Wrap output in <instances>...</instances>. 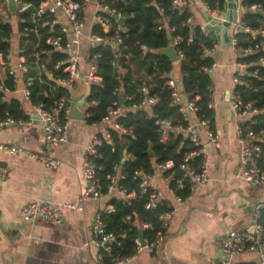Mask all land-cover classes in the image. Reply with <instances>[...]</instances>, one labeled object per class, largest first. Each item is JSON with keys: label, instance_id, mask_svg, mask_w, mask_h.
<instances>
[{"label": "trees", "instance_id": "trees-1", "mask_svg": "<svg viewBox=\"0 0 264 264\" xmlns=\"http://www.w3.org/2000/svg\"><path fill=\"white\" fill-rule=\"evenodd\" d=\"M80 1V0H78ZM209 7L222 9L225 0H203ZM20 4H30L28 9L15 12L18 15V54L22 55L26 71L22 78L26 83L30 80L31 106L42 104L45 109L53 108L62 98H70L71 92L60 85L57 80L63 79L67 73L54 69L57 62L64 60L66 54L51 50L45 39L49 35L47 27L32 22L31 11L40 0H19ZM109 8L115 9L122 17H129L118 31L122 42L111 45V41L89 47L90 54H96L95 63L99 76L98 82L90 83V94L86 122L99 123L107 115L113 101H119V93L124 96L125 107L138 103L145 96L154 97L156 102L149 111L136 109L127 111L118 122L129 130L123 134L115 129H109L110 142L102 138V144L97 148L93 160L99 167L100 181L104 187L108 183L107 175L114 173V167L120 166L124 178L119 184L134 190L135 197L130 204L112 197L108 204L113 210L103 212V219L107 222V229L120 238L119 245L113 244L111 253L103 252L99 264H111L112 257L123 258L129 256L134 249V238L137 236L153 237L161 222L159 214L163 210L158 206L155 209H146L147 193L142 194L138 188V179L135 172L152 174L156 163L172 160L177 166L182 162L186 153L195 147L182 133L170 131L168 139L161 141L157 119L169 117L172 124L181 119L176 106L171 105V88L168 80L173 75V64L166 54L160 52L173 40H176L175 50L181 54L178 66V83L183 93V99L195 100L196 116L210 119V128H213L214 109L208 107L212 101L211 75L204 71L214 58L204 50H212L213 40L210 35L201 31L200 25L187 24L191 16L189 9L183 5L169 9L171 0H104ZM6 0H0V8ZM242 4L249 6L259 5V10L248 11L242 21L254 30L264 31V0H242ZM9 12V11H7ZM111 23V29L104 33L99 26H93L92 31L102 35H112L118 25L108 14H105ZM167 17V19L165 18ZM9 17L0 14V56L5 57L12 48L11 34L13 33ZM160 23L162 24L159 28ZM37 29V31H36ZM171 35V40L168 39ZM236 48L253 47L260 44L259 49L238 60L251 63L248 75L242 77L236 84L240 100L250 104L251 109L264 111V34H259L256 40H251L247 33L236 34ZM9 66L5 67L6 79L4 89H15L14 76L8 74ZM51 72V73H49ZM143 88L145 89L143 91ZM130 96L131 98H125ZM3 90H0V117L9 115L15 119H27L28 115L20 108L18 99L5 100ZM95 101V104H91ZM152 113V116L150 113ZM67 120V119H64ZM181 122V121H179ZM182 123V122H181ZM249 129L255 133L264 130V113H256L246 122ZM246 129H244V133ZM262 146L258 165L264 170V145ZM150 152L152 154H150ZM128 156L125 158V156ZM199 156H195L191 163L197 165ZM174 188V184H170ZM175 194L182 198L188 195L187 189H174ZM132 211L136 213L130 221H123V217ZM150 221L153 230H141L136 220ZM261 222L264 227V209L261 213Z\"/></svg>", "mask_w": 264, "mask_h": 264}, {"label": "crops", "instance_id": "crops-1", "mask_svg": "<svg viewBox=\"0 0 264 264\" xmlns=\"http://www.w3.org/2000/svg\"><path fill=\"white\" fill-rule=\"evenodd\" d=\"M180 1L191 12V23L207 26L210 37L216 42L210 53L216 63L211 74L212 133L216 142L213 143L205 131L200 132L208 157L207 180L189 197L178 200L167 184L157 178L163 196L174 208L169 227L158 247H145L134 259L120 264H207L213 258H220L221 237L230 230L249 229L252 206L261 192L259 186L236 176L243 143L236 131L238 117L230 106L231 75L238 58L230 43L231 19H238L247 10L242 0H225L222 13L228 23H222L211 19L199 0ZM3 9L8 11L0 8ZM95 10L92 1L84 14L85 34L91 29ZM16 30L11 34L13 54L10 65L17 68V79L14 90H3V98L18 99L22 103L25 82L20 67L24 58L18 54V26ZM86 44L84 38L82 51ZM85 64L83 58L78 60V68L82 71ZM178 66L179 62L173 63L175 76ZM5 79L4 66L0 64L1 86ZM77 83L85 89L84 79ZM23 111L30 116L34 107L24 103ZM33 116L31 125L0 129V144L21 149L17 154L0 149V168L8 169V174L0 181V264H99L97 250L89 240L92 217L102 209L100 199L85 201L81 210H67L61 223L39 218L24 220L20 210L32 200L58 204L75 202L84 189L81 177L83 147L94 134L105 130L108 123L102 120L89 124L86 120L67 119V141L53 149V155L61 164L48 169L34 157L41 150L43 133L41 119ZM256 259L255 252L236 257L241 263H253Z\"/></svg>", "mask_w": 264, "mask_h": 264}, {"label": "built area", "instance_id": "built-area-1", "mask_svg": "<svg viewBox=\"0 0 264 264\" xmlns=\"http://www.w3.org/2000/svg\"><path fill=\"white\" fill-rule=\"evenodd\" d=\"M92 1L94 2L96 10L93 16L91 29L85 34L84 14L90 7ZM199 1L211 19L220 22L226 21L222 9L211 8L203 0ZM15 2L17 5L15 12L24 11L28 9L30 5L20 4L19 0H15ZM180 5H182L180 0H171L169 9L176 8ZM243 6L244 9L247 10L246 12L259 10V5L257 4ZM105 14L110 15L112 18L114 15L116 18L122 17V15H120L115 9L109 8L108 5L104 3V0H40L38 6L31 11L32 22L35 25L40 23L41 26L47 27L48 29L49 35L45 39L46 44L51 46V50L60 51L66 54V58L57 62L54 69L61 68L62 71L67 73L65 78L59 79L57 82L63 87H66L70 92H72L77 82L82 79H87L89 85L91 82H98L100 80L97 65L95 63L97 55L90 54L88 52L89 47L108 41H111L114 45H119L122 42L118 33L121 29V25L116 18L113 19L118 25L112 35H102L92 31L93 26H99L104 33L110 31L111 23L106 17H104ZM242 17L243 15L238 19L236 18L234 21H231L233 32L230 36V43L237 51L238 58L256 51L259 49L260 44L256 43L253 47L238 49L235 47L237 44V33H247L251 40H256L259 34H264L263 30L251 29L242 21ZM165 18L167 19V17ZM191 21L192 16H189L186 23L189 24ZM161 25L162 24L160 23L159 28ZM200 28L204 34L209 35L207 26H200ZM84 38L87 41V44L85 50L82 51ZM212 40L214 48L216 42L214 39ZM175 43L176 40L171 42L173 46H175ZM211 52L212 50H204V53L206 54H210ZM12 54L11 48L5 57L0 56V64L4 66V70L7 65L9 66L8 74L14 76V81L16 82L17 68L10 65ZM177 55L179 57L177 62H179L181 54L177 53ZM80 58H83L86 63L84 71L79 69L77 65ZM238 58L234 64V71L231 75L233 89L230 93V106L234 111L235 116L238 117L236 131L240 141L243 143L240 165L236 176L244 179L252 185L259 186L261 192L259 198L252 206L249 229L228 231L221 237V257L218 259L213 258L207 264H264V227L261 222V213L264 209V170L258 165L262 150L261 145H264V130L255 133L249 129V124L246 123L251 120V117L254 114L264 113V111L251 109L250 104H245L240 100L239 95L235 90V86L240 82V79L249 74L247 69L252 65L251 63L238 60ZM173 63L174 62H172V64ZM215 67L216 63L213 62L209 67H205L204 71L211 75ZM20 69L26 71V66L21 64ZM177 81L178 75H172L167 83L171 88V105L178 108L181 119L176 120V124H172L171 118L165 117L157 119L155 123L158 126L161 141H166L169 132L173 130L182 133L186 139H189L195 148L186 153L182 162L177 166L174 165L172 160H167L165 162L156 163L152 174L148 175L139 171L135 172V178L138 179L140 193H147L145 208L155 209L158 206L163 208L159 214L161 222L159 224V229L154 232L153 237L137 236L134 238L133 252L129 256L123 258L112 257L110 261L111 264H120L124 261L134 259L143 248H156L160 245L161 240L169 227L174 208L169 200L163 196L162 191L158 186L157 178H160L161 181L167 184L178 200L184 198L175 194L174 189H187V197H189L207 180L206 165L208 157L203 150V142L200 137V132L202 130L205 131L210 140L215 143L216 139L210 128L211 121L209 118H200L196 116L195 112L197 111V107L195 105V100H197L199 96L195 95L193 100H184L181 94L180 85ZM29 85L30 80H27L25 87L22 89L23 104H31L30 91L28 89ZM0 90L7 89H4V87L0 85ZM144 90L145 89L143 88V91ZM125 98L130 99L131 97L126 96ZM70 100L71 97L68 99L62 98L51 109H45L42 104L33 106V114L28 116L25 120L15 119L9 115L0 117V129L11 125H31L35 119L33 115H37L42 121L43 135L41 150L36 153L34 157L40 161L44 167L48 169L56 168L61 164V161L53 155V149L67 141V120L64 119H68L67 113ZM155 102L156 99L150 96H145L138 103H134L130 107H125L119 101H113L111 107L108 109L107 115L102 119L108 123L107 127L102 132L94 134L83 147L81 177L84 182V189L76 201L73 203L58 204L51 201L32 200L21 208V217L24 220L39 218L46 222L61 223L65 219V212L67 210H81L85 201L98 200L107 196H109L110 199L116 197L129 205L131 200L135 197L136 192L119 184V181L124 178V175L120 172V166H115L114 173L106 176L108 183L104 191V187L100 181L99 167L94 162L93 155L96 154L97 148L102 144V138L110 142V128L118 130L123 134L129 133V130L118 122V119L124 117L127 111L136 109H146L149 111L151 105ZM22 103L20 104V108H23ZM95 103V101L91 102V104ZM208 107H214L213 101L208 103ZM149 113L152 116V113ZM244 129H246L245 133ZM0 149L7 150L12 154L21 152V149L14 145L7 146L0 144ZM195 156H199L200 158L199 163L196 166L191 163ZM7 174L8 169L0 168V181H2ZM170 184H174V188H171ZM111 210H113L112 205L107 204V206L96 211L90 224L91 237L89 242L97 250L98 263L102 260L103 252L111 253L112 245L120 244L118 240L120 236L109 231L107 229V222L103 219V212ZM135 215L136 213L132 211L122 219L123 221L128 222L135 217ZM135 223L142 231L154 229V225L150 221L138 219ZM245 252H255L257 255L256 262H238L236 257Z\"/></svg>", "mask_w": 264, "mask_h": 264}, {"label": "water", "instance_id": "water-1", "mask_svg": "<svg viewBox=\"0 0 264 264\" xmlns=\"http://www.w3.org/2000/svg\"><path fill=\"white\" fill-rule=\"evenodd\" d=\"M123 1H126V0H123ZM6 3H7L8 11L11 13H15L16 8H17L15 0H6ZM113 18H116V16L114 15ZM128 18L129 17L124 16V17H118L116 19L120 25H123L124 21ZM225 18H226V21L222 23H228L226 16ZM231 21H234V19H231ZM7 22H9V20H7ZM168 39L171 40L170 34H168ZM111 45L113 46L114 44L111 43ZM160 52L163 54H166L169 57V59L174 63L177 62L179 59L177 52L175 50V47L171 43L167 47L161 49ZM84 80L86 82L85 89H82L80 85H78L77 83L71 92V100L69 103V108H68V113H67V117L70 120H81V121L86 120V117H87L86 113L88 109L87 103H88L89 94H90V85L87 83V79H84ZM118 97H119V102L123 104L124 103L123 94L119 93ZM150 154L152 153L150 152ZM109 199H110L109 196L100 199L102 208L105 206L106 202Z\"/></svg>", "mask_w": 264, "mask_h": 264}, {"label": "rangeland", "instance_id": "rangeland-1", "mask_svg": "<svg viewBox=\"0 0 264 264\" xmlns=\"http://www.w3.org/2000/svg\"><path fill=\"white\" fill-rule=\"evenodd\" d=\"M5 4H3L1 6V8H5ZM0 13L2 15V17H9V20H11V26H12V30L13 32H16L17 30V26H18V15L17 14H12L11 12H6V10H0Z\"/></svg>", "mask_w": 264, "mask_h": 264}]
</instances>
